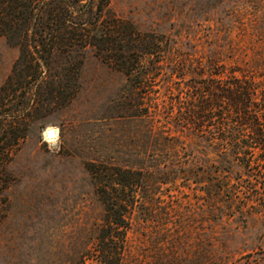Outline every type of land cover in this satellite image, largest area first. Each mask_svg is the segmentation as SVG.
Here are the masks:
<instances>
[{
	"label": "rangeland",
	"instance_id": "1",
	"mask_svg": "<svg viewBox=\"0 0 264 264\" xmlns=\"http://www.w3.org/2000/svg\"><path fill=\"white\" fill-rule=\"evenodd\" d=\"M109 6L136 33L154 36V64L166 66L134 89L86 51L77 97L42 115L7 159L0 264H81L103 220L88 164L145 174L124 264H264V136L252 140L229 115L197 129L182 121L173 126L178 105L172 113L157 111L164 102L185 108L210 79L227 88L234 69L264 92V0H110ZM17 55L0 37V86ZM211 71L225 75L210 77ZM261 96L254 102L263 106ZM132 99L151 106L150 130L146 120L129 118ZM254 112L263 123L260 108ZM49 130L55 138L48 139ZM229 132L244 136L249 148L231 154L233 141L220 140ZM224 155L228 161L220 163Z\"/></svg>",
	"mask_w": 264,
	"mask_h": 264
},
{
	"label": "trees",
	"instance_id": "2",
	"mask_svg": "<svg viewBox=\"0 0 264 264\" xmlns=\"http://www.w3.org/2000/svg\"><path fill=\"white\" fill-rule=\"evenodd\" d=\"M109 5L110 0H0V37L18 49L11 71L0 86V181L6 176L9 155L25 139L32 124L44 114L65 109L77 97L88 49L113 65L134 89L143 88L166 66L154 64V36L136 33L130 24L111 12ZM179 71L185 72V68ZM169 72L173 75L176 70ZM237 72L232 71L233 79L227 88L210 79L200 97H190L185 108L164 102L157 111L172 113L178 105L173 126L182 121L197 129L212 120L221 123L229 115L231 122L247 126L248 136L258 140L264 136V105H257L254 100L259 94L264 96V92L235 76ZM224 75L211 71L209 76ZM144 106L132 99L126 110L129 118L146 120L150 130L151 106ZM254 108H260L263 123L258 121ZM228 134L220 140L233 141L231 154L249 148L244 136ZM260 149L264 153V147ZM219 159L220 163L228 161L225 155ZM244 170L242 173L247 172ZM228 171L240 173L230 168ZM88 172L96 176L103 220L96 242L85 252L81 264H124L130 214L141 205L137 192L144 184L145 174L137 168L103 164H88Z\"/></svg>",
	"mask_w": 264,
	"mask_h": 264
},
{
	"label": "bare ground",
	"instance_id": "3",
	"mask_svg": "<svg viewBox=\"0 0 264 264\" xmlns=\"http://www.w3.org/2000/svg\"><path fill=\"white\" fill-rule=\"evenodd\" d=\"M46 135L48 136V139H53V138H55L56 132L54 130L53 131L49 130V131H47ZM52 141H54V140H52Z\"/></svg>",
	"mask_w": 264,
	"mask_h": 264
}]
</instances>
